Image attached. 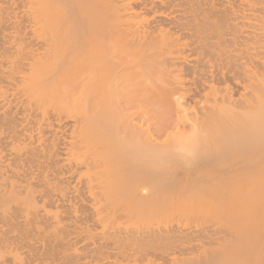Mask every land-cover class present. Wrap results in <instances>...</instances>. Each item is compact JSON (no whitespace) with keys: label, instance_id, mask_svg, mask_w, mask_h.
Masks as SVG:
<instances>
[{"label":"bare ground","instance_id":"1","mask_svg":"<svg viewBox=\"0 0 264 264\" xmlns=\"http://www.w3.org/2000/svg\"><path fill=\"white\" fill-rule=\"evenodd\" d=\"M0 264H264V0H0Z\"/></svg>","mask_w":264,"mask_h":264}]
</instances>
